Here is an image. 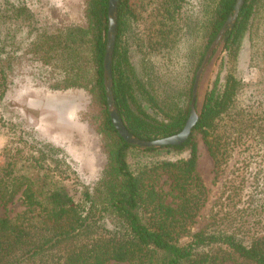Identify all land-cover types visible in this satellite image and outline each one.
I'll return each instance as SVG.
<instances>
[{
  "label": "trees",
  "instance_id": "trees-1",
  "mask_svg": "<svg viewBox=\"0 0 264 264\" xmlns=\"http://www.w3.org/2000/svg\"><path fill=\"white\" fill-rule=\"evenodd\" d=\"M208 1L198 0L202 5L198 18L194 17V0H159L157 12L152 8L145 17L144 21L150 19L145 26L150 51L172 47L179 12L190 28L194 25L201 31L198 61L185 99L174 101L167 111L165 103L157 101L155 105L165 114L160 119L151 116L142 103V95L148 91L123 43L132 16L130 0L118 1L113 91L119 114L136 136L153 140L175 134L184 127L191 110L196 70L237 0H217L211 6ZM262 2L245 0L233 30L226 34L229 58H235L244 34L261 12ZM108 7L109 0H87L85 26L61 28L52 33L38 32L31 26L27 50L46 64L69 51L74 61L67 71L71 75L53 87H84L93 94V104L84 116L102 135L108 163L93 193L87 190L85 196L92 207L104 205L115 228L99 227L88 214L83 216L64 185L55 184L43 195L26 175L6 162L0 165V202L11 203L20 194L25 209L14 216L0 217V264H106L111 260L132 264H225L229 260L264 264L263 222L257 219L258 214L241 213L242 209L230 202L216 211L206 228L194 234L189 232L208 194L197 171L195 133H202L215 166H220L236 138L232 139L231 131L224 135L213 133L224 115L229 114L237 79L233 74L227 75L223 88H218L215 82L193 133L183 144L141 148L128 143L112 122L104 84ZM9 8L7 0L0 4L2 94L6 67L11 66L13 59L9 50L13 37L6 27ZM12 10L18 18L26 11L28 20L32 17L25 5L16 4ZM194 50L196 46L192 45V57L196 55ZM240 130L246 131L242 127ZM163 175L172 178L168 191L158 185ZM172 194L174 199L168 201Z\"/></svg>",
  "mask_w": 264,
  "mask_h": 264
},
{
  "label": "rangeland",
  "instance_id": "rangeland-1",
  "mask_svg": "<svg viewBox=\"0 0 264 264\" xmlns=\"http://www.w3.org/2000/svg\"><path fill=\"white\" fill-rule=\"evenodd\" d=\"M3 1L0 0V4ZM7 2L10 17L6 27L13 37L9 45L13 59L11 66L6 67L3 94L0 89V165L12 163L15 170L26 175L43 195L55 184L64 185L83 216L88 214L97 226L113 229L115 224L104 205L92 207L91 200L85 196L87 190L93 193L108 163L102 135L84 116L93 104V94L84 87H53L71 75L67 71L74 61L69 51L66 56L46 64L27 50L31 26L38 32L52 33L61 28L87 25V0ZM216 2L209 0L208 5ZM194 3V17L198 18L202 5L198 0ZM16 4L27 7L32 14L30 20L27 11L21 18L17 17L12 10ZM262 4L257 20L243 36L235 58H229L225 42L215 53L202 79L198 100L201 112L215 82H218V88H223L227 75L233 74L237 79L229 114L224 115L213 133L215 136L231 131L236 142L217 167L202 133H195L197 171L208 194L206 203L189 227L190 234L206 228L216 211L223 205L225 208L229 202L242 209L241 213L258 214L257 219L263 222L264 229V0ZM158 7L159 0H130L133 17L128 21L123 43L148 91L143 93L142 103L151 116L160 119L165 114L155 105L157 101L165 103L167 111L174 101L185 99L202 38L198 27L192 25L194 28H190L179 12L172 47L150 51L145 29L150 19L144 20L152 8L156 13ZM192 45L196 46V57L191 56ZM241 127L246 131L242 132ZM171 183L169 175L158 180V185L167 191ZM172 196L168 201L174 199ZM24 209L19 194L11 203L0 202V217L14 216ZM106 264L132 263L111 260ZM225 264L240 263L229 260Z\"/></svg>",
  "mask_w": 264,
  "mask_h": 264
},
{
  "label": "water",
  "instance_id": "water-1",
  "mask_svg": "<svg viewBox=\"0 0 264 264\" xmlns=\"http://www.w3.org/2000/svg\"><path fill=\"white\" fill-rule=\"evenodd\" d=\"M118 1L119 0H109L108 39H107V48L104 59V84L107 95L108 109L112 122L122 138H124L128 143L139 146L141 148L161 147L164 145H181L193 133V130L197 125V122L201 114V110L198 106V100L200 94V87L205 71L208 65L210 64L211 60L213 59L217 50L225 43L227 38L226 35L227 32L233 30L237 22V19L239 17L240 11L245 3V0L236 1L233 11L229 14L226 22L218 32L216 38L211 43L205 56L202 59V62L195 75V80L192 90L191 110L184 127L181 129V131L175 134L153 140H145L133 134L127 128L115 104V97L113 91L112 61H113V55H114V49H115L116 37H117V28H118Z\"/></svg>",
  "mask_w": 264,
  "mask_h": 264
}]
</instances>
